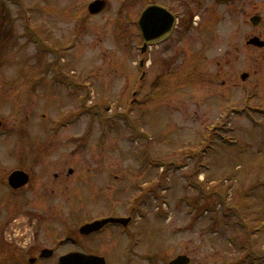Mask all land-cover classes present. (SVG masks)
Instances as JSON below:
<instances>
[{"label":"rangeland","instance_id":"374dc122","mask_svg":"<svg viewBox=\"0 0 264 264\" xmlns=\"http://www.w3.org/2000/svg\"><path fill=\"white\" fill-rule=\"evenodd\" d=\"M0 1L18 25L0 24V79L18 94L3 116L11 126L20 110L26 129L1 140L52 138L57 157L83 162L59 204L104 212L145 195L166 214L151 239L170 260L264 264V47L247 43L264 40V0H157L180 20L145 52L138 19L153 0L97 14L94 0Z\"/></svg>","mask_w":264,"mask_h":264},{"label":"flooded vegetation","instance_id":"af4514ba","mask_svg":"<svg viewBox=\"0 0 264 264\" xmlns=\"http://www.w3.org/2000/svg\"><path fill=\"white\" fill-rule=\"evenodd\" d=\"M10 1L19 5L16 0ZM6 5L0 3V24L15 31L17 19L10 20ZM152 5L168 9L176 21L180 20L176 11L162 1L153 0L147 6ZM22 16L18 15V18ZM0 31L5 33L1 28ZM17 39L25 41L19 32L14 36V44H18ZM2 46L9 47L6 43ZM0 63H3L1 53ZM157 82L152 81L153 86ZM10 91L8 82L0 79V264H61V260L68 256L79 258L80 262L76 264H170L167 239H151L155 227H160L164 235L162 224L166 214L160 211L161 206H155L153 210L145 207V195L122 207L108 205L104 212H85L84 205L59 204L58 194L63 195L80 183L85 165L82 162L77 167L71 158L57 157L58 144L52 138L44 142L23 141L21 138L19 143L14 146L12 143L10 147L2 142L5 135L14 137L18 129L16 122L21 126L19 129L24 127L20 110L13 125L6 126L3 113L7 110L4 109H8L10 99L15 101V95L18 97V94L11 96ZM29 118L28 115L27 120ZM15 138L18 139V135ZM71 180L75 182L73 186L68 184ZM70 197L67 199L69 204L73 201ZM82 199L85 203V197ZM81 209L82 220L75 221L80 214L74 213ZM150 213L156 215L150 216ZM112 218L114 220H107ZM246 260L243 255L226 264H245Z\"/></svg>","mask_w":264,"mask_h":264},{"label":"water","instance_id":"95a60500","mask_svg":"<svg viewBox=\"0 0 264 264\" xmlns=\"http://www.w3.org/2000/svg\"><path fill=\"white\" fill-rule=\"evenodd\" d=\"M106 5V0H94L89 4V11L92 14H97L101 12L106 7ZM260 20L261 18L259 16H254L251 18V21L255 26L259 25ZM175 21V15L168 9L158 5L147 7L139 19V26L145 41L142 51H146L149 43L157 42L167 36L173 30ZM247 43L258 47H264V40H262L259 36L251 37L247 41ZM247 76L248 74L244 73L242 75V78L246 79ZM107 220L114 219L112 218ZM83 229H85V226L83 227ZM90 229H92V227H90ZM190 261L191 257L184 254L172 260L170 264H189ZM78 262H80L79 258H74L73 256H68L61 260V264H76Z\"/></svg>","mask_w":264,"mask_h":264},{"label":"bare ground","instance_id":"6f19581e","mask_svg":"<svg viewBox=\"0 0 264 264\" xmlns=\"http://www.w3.org/2000/svg\"><path fill=\"white\" fill-rule=\"evenodd\" d=\"M204 176H203V174H202V176H201V178H203Z\"/></svg>","mask_w":264,"mask_h":264}]
</instances>
